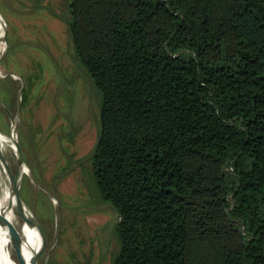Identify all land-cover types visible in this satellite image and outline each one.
<instances>
[{"label": "trees", "instance_id": "trees-1", "mask_svg": "<svg viewBox=\"0 0 264 264\" xmlns=\"http://www.w3.org/2000/svg\"><path fill=\"white\" fill-rule=\"evenodd\" d=\"M67 2L113 264H264V0Z\"/></svg>", "mask_w": 264, "mask_h": 264}, {"label": "rangeland", "instance_id": "rangeland-1", "mask_svg": "<svg viewBox=\"0 0 264 264\" xmlns=\"http://www.w3.org/2000/svg\"><path fill=\"white\" fill-rule=\"evenodd\" d=\"M69 17L67 0H0V22L8 30L0 53V132L18 140L27 168L21 196L42 227L39 234L29 226L30 238L37 232L33 264L35 254L36 264H113L118 215L94 190L90 160L82 162L97 142L100 110L72 59ZM3 154L1 171L15 174L16 148ZM18 215L15 233L9 232L15 258L25 247Z\"/></svg>", "mask_w": 264, "mask_h": 264}, {"label": "bare ground", "instance_id": "bare-ground-1", "mask_svg": "<svg viewBox=\"0 0 264 264\" xmlns=\"http://www.w3.org/2000/svg\"><path fill=\"white\" fill-rule=\"evenodd\" d=\"M3 36H4V30L0 22V53L4 50L6 45V42L3 40ZM2 70L3 68L0 65V73L2 72ZM13 129L15 130V125ZM15 140H17L15 136L9 138L3 135L2 133H0V150L3 153L5 149L9 147L15 150L16 148ZM25 171H27L25 165H20V166L18 165L17 174H14L13 172L11 173L9 172V174H6L4 176V173L1 171L0 168V207L7 209V213H6L7 223L5 226L1 225L0 223V264H20L19 256L15 258L10 248L11 242H10L9 232H11L12 230L13 233V229L19 224V215H18L17 206L14 203L12 204L14 200L13 192L16 186L15 185L16 182L21 183L22 176ZM29 226L30 223L27 220H25L22 227V233H21L22 238L20 240H21V244L25 246L23 247L24 250L23 253L28 261V264H33V260H32L33 252H34L33 245L35 239H37V232H34V235H32L30 238Z\"/></svg>", "mask_w": 264, "mask_h": 264}, {"label": "water", "instance_id": "water-1", "mask_svg": "<svg viewBox=\"0 0 264 264\" xmlns=\"http://www.w3.org/2000/svg\"><path fill=\"white\" fill-rule=\"evenodd\" d=\"M7 32H8V30L5 29L4 36H3L4 38H6ZM7 75H11L13 78L16 77L15 74H7ZM23 89H24V86H22L21 90L23 91ZM15 145H16L17 158H18L17 171L15 173V174H17L18 173V165L19 166L20 165H24V163H23V158H22L21 152H18L19 150L17 148V145H18V141L17 140H15ZM0 159H1L2 162H5L4 154H3V152L1 150H0ZM9 172L11 173V171L7 170V174H9ZM15 185L16 186H15L14 192H13L14 200H13L12 204L13 203L16 204L17 210H18L19 213H21L23 215L24 221L27 220L29 223H31L33 225V227L37 230V232L40 234L41 231H42L41 224H40L39 220L37 219V217L35 216V214L27 206V204L25 203V201L23 200V198L21 196V183L20 182H16ZM6 213H7V209L0 207V223L3 226H5L6 223H7ZM11 232H12V230H11ZM13 233H15L14 229H13ZM18 239H19V242L21 243V240H20L21 238L18 237ZM21 251H22V249L19 251L20 264H28V261H27L25 255H24L23 251H22V253H21ZM36 256L37 255L35 254L34 264H36Z\"/></svg>", "mask_w": 264, "mask_h": 264}]
</instances>
